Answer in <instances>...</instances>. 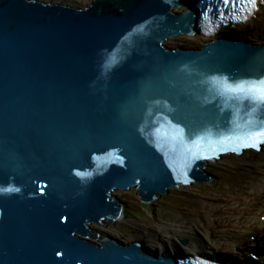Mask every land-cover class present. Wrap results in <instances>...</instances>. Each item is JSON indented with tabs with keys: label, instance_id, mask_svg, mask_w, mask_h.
<instances>
[{
	"label": "water",
	"instance_id": "obj_1",
	"mask_svg": "<svg viewBox=\"0 0 264 264\" xmlns=\"http://www.w3.org/2000/svg\"><path fill=\"white\" fill-rule=\"evenodd\" d=\"M183 5L0 0V264L187 257L150 251L141 240H100L90 225L119 215L114 188L137 183L139 199L151 201L177 181H201L181 175L177 160L193 157L189 149L211 155L191 140L213 128L210 106L226 121L243 110L214 81L264 75V44L231 34L196 49L165 46L177 33L196 32L201 11L172 12Z\"/></svg>",
	"mask_w": 264,
	"mask_h": 264
},
{
	"label": "rangeland",
	"instance_id": "obj_2",
	"mask_svg": "<svg viewBox=\"0 0 264 264\" xmlns=\"http://www.w3.org/2000/svg\"><path fill=\"white\" fill-rule=\"evenodd\" d=\"M45 1L61 4L70 3L78 7H84L88 6V4L90 5L94 0ZM258 22L260 21L258 20ZM203 42H205L203 38H199L198 41H191L189 38H185L182 41L174 39L163 44L170 48L180 45L200 47ZM252 154L254 155L251 159L255 161L246 167L244 166V164H247L245 162L237 161L238 165H236V162L233 164V161L230 160V163L225 166L227 175L225 177L222 172L218 173V171L223 169V164H218L215 169L213 168V165L222 159L214 163L209 162L205 171L209 172L211 170L209 173L212 176V181L173 187L167 190V194L160 195L161 197L158 200L149 203L139 199V192L137 189L135 191L136 187L113 192L115 196L117 195L124 202L126 213L123 218L115 223L95 224L101 232L100 238L110 235L128 242L137 239L144 241L148 237L149 239L162 242L161 240H169L168 236H171L172 239L169 241L180 243L181 248L186 251L185 247L189 245L190 240L189 234L195 240H206L209 244H215V241H211L213 237H208L202 231V228H205L208 223H215L213 226L219 224L217 228L221 232L227 233L224 230H227L230 223L240 222L241 226L245 225L244 221L242 222L239 219L242 214L245 218L242 220L250 219L251 217L257 218V220L260 217L262 219L264 217V151ZM246 155L247 152L241 156H236V158L242 160ZM234 165L239 168L238 174L230 171ZM230 174L236 175L230 176ZM212 182L214 183L213 185H211ZM244 190L245 192H242ZM234 206L238 210H235ZM230 210H233L234 213L230 214ZM221 211H225V213L223 214ZM221 222L225 224H220ZM220 225L225 226L222 228ZM233 225L238 224H231L232 229L234 228ZM175 228L183 230L186 236L172 235ZM141 231L145 234L141 233ZM216 238H220V236L217 235ZM257 239L256 235H252L251 238H244V241L253 244ZM182 240H187L188 242L183 244ZM214 249L217 251L216 248ZM237 255H234V258Z\"/></svg>",
	"mask_w": 264,
	"mask_h": 264
},
{
	"label": "bare ground",
	"instance_id": "obj_3",
	"mask_svg": "<svg viewBox=\"0 0 264 264\" xmlns=\"http://www.w3.org/2000/svg\"><path fill=\"white\" fill-rule=\"evenodd\" d=\"M184 4L189 5V6H193L192 4H189L186 0H181ZM67 3H69L68 1H66ZM65 5H70L71 7L74 8H78V6L73 5V4H65ZM89 5V4H88ZM186 5H183L182 8H180L179 6H173L172 8V12L174 13H180L184 8H186ZM87 6V5H86ZM85 7V6H84ZM202 16V15H199ZM257 18H253L251 19L249 22H246L245 25H240L238 26V31L236 33V37L237 38H241V40H249V42L251 44H256V45H263L264 44V3L259 7V11L257 12ZM258 20L260 22H258ZM195 26H196V32H192V33H177L176 35H173L169 38H167L164 41V44L167 43L170 40H184L185 38H189L191 41H198L199 38H204L201 34L198 33L199 27L196 24V22L193 20ZM249 26V27H248ZM230 34V31L228 30L227 35ZM221 36V35H220ZM207 40V39H206ZM179 48H183V49H187V48H198L199 46H195V47H186L184 45H180L178 46ZM177 48V47H175ZM248 147H245L244 149H246ZM256 150V149H255ZM264 151V143L259 144L258 145V149L256 150L257 152H261ZM253 160V159H252ZM255 160H253L254 162ZM208 165V163H206ZM181 186V185H180ZM118 191V188H116V190H114V192ZM242 192H245L242 191ZM233 206V205H232ZM235 210H238L236 206H234ZM223 214L225 213V211H221ZM208 213V212H206ZM205 213V214H206ZM234 213L233 210H230V214ZM222 214V215H223ZM261 216V215H260ZM121 219V218H120ZM118 219V220H120ZM239 219L244 223L245 225H240V222L237 223H230L229 227L227 228V233H223L221 232V230L219 228H217V226L219 225H214L215 223H208L207 226L205 228H202V231L208 236V237H213V239L211 240L212 242L215 241V244H209L206 240L204 241H199V240H195L193 239V237L189 234V245L185 247L184 252H186L187 254L189 253H196L198 254L199 252L201 253H206V254H213V255H219L222 257H226L227 259H234V255L238 254L239 252L243 253V252H249V248L252 247L253 250H250V252H253L251 256H258V254L256 252H258V247L259 245L263 242L264 240V218L260 217L259 220H257V218H250V219H246V220H242L245 219L244 215L242 214ZM117 220V221H118ZM110 222L107 221V224H109ZM95 222H91V228L92 227H97L95 225ZM220 224H225L223 222H221ZM231 224H238V225H233L234 228L232 229ZM222 226V228L225 225H220ZM141 233L145 234L143 231H141ZM179 235V236H186L185 232L183 230L180 229H174V233L172 235ZM220 236V238H216V236ZM252 235H256V237H258V239L256 241H259V243L256 244H252V243H248L244 241V238H251ZM168 239L171 240L172 237L168 236ZM139 240V239H137ZM134 240V241H137ZM169 240H161L162 242H158L156 240H152L149 239L147 237V239H145L144 241L142 240V245L144 248L149 249L150 251L156 252L158 251L161 254H170L171 256H173V254L176 253H181V250H183L181 248V244L178 242H172ZM131 241L125 242V243H129ZM182 242H188L187 240H182ZM245 242V245H244ZM252 244V245H250ZM264 244V243H263ZM211 245V246H210ZM216 248L217 251L214 249ZM237 249V250H236ZM162 251V252H160ZM223 252V253H222ZM260 257V255L258 256ZM264 259V258H263ZM256 264H262V261H259V258H257V261L255 259ZM231 262H229L230 264Z\"/></svg>",
	"mask_w": 264,
	"mask_h": 264
},
{
	"label": "snow or ice",
	"instance_id": "obj_4",
	"mask_svg": "<svg viewBox=\"0 0 264 264\" xmlns=\"http://www.w3.org/2000/svg\"><path fill=\"white\" fill-rule=\"evenodd\" d=\"M202 2L205 4L202 16L210 24L212 23L214 9L220 20L224 19L226 9H231V18L246 20L257 7V0H202ZM260 2L264 3V0H260ZM214 83L222 95L241 102L247 101L253 106H264V78L229 82L227 77H222L216 79ZM246 123L247 128L241 134L225 136L220 141L215 142L216 146L220 150H225V144L235 143L238 147H258L259 144L264 143V124L254 126L251 119ZM194 144L199 149V142H194ZM189 152L193 157L197 155L191 149H189ZM186 166L187 162H185ZM6 191H12V189H6ZM199 264H208V262L200 261Z\"/></svg>",
	"mask_w": 264,
	"mask_h": 264
},
{
	"label": "clouds",
	"instance_id": "obj_5",
	"mask_svg": "<svg viewBox=\"0 0 264 264\" xmlns=\"http://www.w3.org/2000/svg\"><path fill=\"white\" fill-rule=\"evenodd\" d=\"M85 7H87V6H85ZM81 8H84V7H81ZM168 48H170V47H168ZM189 49V48H188ZM244 154V153H243ZM242 154V155H243ZM226 155H234V154H232V153H228V154H223V153H221L220 154V156L218 157V158H216L215 159V161H210L211 159H209V158H203V161L205 162L204 163V166L203 167H201L202 169H200V170H205V168L207 167V164L206 163H214V162H216V161H219L223 156H226ZM237 156V155H236ZM238 156H241V155H238ZM212 181V180H211ZM188 183H181V181L180 182H176L177 184L176 185H173V186H171V187H169L168 188V190L169 189H171V188H173V187H180V185L181 186H186V185H191V184H194V183H204V181L203 182H191V181H187ZM132 187H137V183H136V185H134V186H130V187H127V188H118V190H127V189H129V188H132ZM114 190H116V188H114L113 190H111L110 192H114ZM138 191V190H137ZM168 193V192H167ZM167 193H165V194H167ZM114 194V193H113ZM161 195H164V194H161ZM161 196H159L158 197V199L160 198ZM113 198H115L117 201H118V203L121 205V204H123L124 205V202L116 195V197H113ZM158 199H156V200H158ZM156 200H151V201H143V202H146V203H149V202H152V201H156ZM124 207H125V205H124ZM125 213H126V208H125V212L123 213L122 211H120V213H119V215L116 217V219H114L113 221H111L110 223H115L118 219H120V218H123L124 217V215H125ZM107 223V220H105L104 222L103 221H100V223H102V225H104V223ZM97 224V223H96ZM97 225H99V224H97ZM92 229H94L98 234H99V238H100V235H101V232L99 231V229L97 228V227H92ZM106 237V236H105ZM104 237V238H105ZM101 239H103V238H100V240ZM138 241V240H137ZM140 241V240H139Z\"/></svg>",
	"mask_w": 264,
	"mask_h": 264
},
{
	"label": "trees",
	"instance_id": "obj_6",
	"mask_svg": "<svg viewBox=\"0 0 264 264\" xmlns=\"http://www.w3.org/2000/svg\"><path fill=\"white\" fill-rule=\"evenodd\" d=\"M245 152H247V155L246 156H244L243 158H242V160H240V159H238V158H236V155H226V156H223L220 160V162H218L217 164H215V165H213V168L215 169V167L218 165V164H223L224 166H223V169L222 170H220V171H218V173L220 174L221 172H222V175L225 177V176H227L226 175V168H225V166H226V164L227 163H230V160H232L233 161V164H235V162H236V165H238V162L237 161H240V162H245V163H247V164H244V166L246 167V166H248L250 163H252L253 162V160L251 159V157L254 155V154H252V153H254L255 151H252V150H249V151H245ZM244 152V153H245ZM251 165H253V164H251ZM230 171L232 172V173H236V174H238L239 173V168L238 167H236L235 165L230 169ZM210 172H211V170H210ZM236 174H230V176H234V175H236ZM214 183L212 182L211 183V185H213Z\"/></svg>",
	"mask_w": 264,
	"mask_h": 264
}]
</instances>
